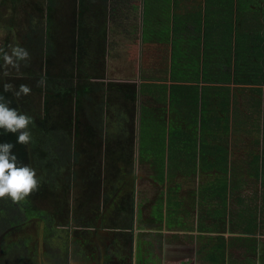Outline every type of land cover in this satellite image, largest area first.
I'll use <instances>...</instances> for the list:
<instances>
[{"label": "rangeland", "instance_id": "obj_1", "mask_svg": "<svg viewBox=\"0 0 264 264\" xmlns=\"http://www.w3.org/2000/svg\"><path fill=\"white\" fill-rule=\"evenodd\" d=\"M129 2L0 0V47L9 53V46L24 47L31 57L19 71L5 69L0 58V95L35 121L33 143L20 144L18 133L0 129V144L12 143L18 161L41 180L24 203L0 199V264H100L98 246L104 264H134L138 236L133 242L128 232L93 217L104 211L106 181L115 193L120 190L117 214L130 223L132 156L126 157L129 164L120 161L138 140L141 161L149 155L158 169L169 163L170 174L179 168L191 183L217 171L192 203L216 206L220 230L236 232L222 236L221 246L244 244L246 264H258L264 222V0H253L248 18L215 20L209 14L203 19L200 8L179 15L178 0ZM233 78L251 85L242 104L239 88L234 93L230 86ZM41 79L45 86H37ZM6 83L16 90L28 85L31 94L17 99L4 91ZM114 140L120 154L113 153ZM238 141H250L247 159L235 158L242 150ZM165 237L158 229L154 243L142 244L136 264H167ZM232 258L214 257L216 264H234Z\"/></svg>", "mask_w": 264, "mask_h": 264}, {"label": "crops", "instance_id": "obj_2", "mask_svg": "<svg viewBox=\"0 0 264 264\" xmlns=\"http://www.w3.org/2000/svg\"><path fill=\"white\" fill-rule=\"evenodd\" d=\"M187 2L190 4L189 7L185 6ZM129 3L132 4V0H130ZM195 4H197L196 7L194 6ZM253 5V0H178L177 13L182 16V14H184V12L188 9L200 8L203 19L207 14L210 15V19L212 20L226 19L228 17H232V19H245L248 18L246 14H250ZM101 8L102 7H100V9ZM240 8H242V12H240ZM131 9L137 13V10L132 7ZM230 14L232 15L230 16ZM137 15L139 17L138 13ZM137 27L139 31V25ZM137 35L138 32L137 34H132L131 36L134 38ZM118 36L120 38H124L122 34H117L116 37L118 38ZM111 39L112 37L110 36L109 40ZM98 43L100 46V41ZM116 66L120 67L121 65ZM230 86L233 88L234 93L235 89L239 88L240 97L238 99V104H242L243 101L241 97L245 95V89L251 86L250 83L235 81V78H233V81L230 82ZM235 105L236 104L233 99V109ZM111 131L115 134L118 132V130L114 129ZM105 137H107L106 134ZM116 137L117 136L110 135L108 139ZM74 142H76V136ZM116 142L118 141L114 140L112 142L115 149L117 147ZM139 142L140 140L136 142V146L134 144L135 148L133 147L132 151L126 153V155L122 152L121 159H123L124 155L125 160L120 161L123 165L129 164L126 157L129 158L130 155L132 156L134 169L129 172L130 177H127L129 179L128 185H130L133 192L130 223L125 225L124 223L126 222L123 221L122 216L120 218L117 214L119 205L116 200L122 196V194H120V190L118 194L115 193V185H110L106 181L104 182V187L101 190L106 202L104 206L105 208L102 214L94 215V221H106V223H109V225L107 223L106 226L113 227V229H115L118 233L121 231L128 232L131 236H133V242L138 236L140 242L136 244L134 243L133 248L134 264H136V261H138L140 257V255L138 257V252L141 254L140 250H145V246L141 247L142 244L144 245L148 242L150 244L154 243L152 237H154L158 229L163 231L164 236H167L163 240L162 243L164 245H162L161 248L165 254L167 253V256H164V258L167 257V264H216L214 257L217 255L221 257L224 256L227 261L232 255V263L246 264V258L242 255V252H244L245 249L244 244L231 246V243L227 242L225 247L221 246V243H225L223 239H221L222 236L226 238L236 232L233 233L220 230V220L216 214L217 207L208 206V204L205 203H192V196H194V198L195 196L199 198L198 196L201 195L202 184L205 182L206 185L210 176L216 177L218 174L217 171L212 169L208 170L204 174H201L200 177L195 180V183H191L179 168H176V170L170 174L168 171L169 163L164 167H159L160 169H158L157 166L153 164V157L150 159L149 155H147V158L144 161H141V153L139 148H137L140 147ZM236 143L242 150L237 153V157L235 158L237 160L246 158V151L244 148H247L250 145V141H238ZM118 152H120L119 149H116V152L113 151V153ZM110 153L111 150L106 153V161H108ZM182 158L183 157L180 153L179 159ZM259 158V171L264 174V138L260 141ZM180 162H182V160L178 161V163ZM134 163L136 167L134 166ZM245 173L246 172L244 171V174ZM107 175L111 176L110 172H107ZM115 180L116 182L119 181L121 185L120 179L116 177ZM245 184L246 183L244 182V186ZM198 191L199 194L196 195ZM189 193H192L193 195H190ZM169 199L175 201L174 204L169 205ZM79 203L83 206H89L78 201V204ZM261 208L262 214H264V203H262ZM95 234L96 233H94V235ZM258 235L259 241H257L256 244L260 255L255 262L258 264H264V222ZM100 247V257H103L104 260V250L102 246ZM147 251L148 254H152L151 258H156L155 250H150L148 248ZM226 264H228V262H226Z\"/></svg>", "mask_w": 264, "mask_h": 264}, {"label": "clouds", "instance_id": "obj_3", "mask_svg": "<svg viewBox=\"0 0 264 264\" xmlns=\"http://www.w3.org/2000/svg\"><path fill=\"white\" fill-rule=\"evenodd\" d=\"M9 47L10 53L0 47V58L4 61L3 67L19 71L21 62H24V66L27 67L31 59L29 51L20 46ZM3 75L7 76L9 72L5 70ZM45 84L44 79L37 82V86H45ZM3 87L5 92L12 91L17 99L30 95L32 91L30 86L25 84H21L18 90L10 83L4 84ZM10 105L11 100L0 95V129L6 133H18L17 142L20 144L27 146L33 143L31 128L35 126L34 119ZM13 148L12 143L0 144V199H9L13 203L21 204L39 191L41 180L34 168L18 161L17 156L12 152Z\"/></svg>", "mask_w": 264, "mask_h": 264}, {"label": "water", "instance_id": "obj_4", "mask_svg": "<svg viewBox=\"0 0 264 264\" xmlns=\"http://www.w3.org/2000/svg\"><path fill=\"white\" fill-rule=\"evenodd\" d=\"M41 240H42V238H41ZM0 255H1V250H0ZM100 264H103V257H101V263Z\"/></svg>", "mask_w": 264, "mask_h": 264}, {"label": "flooded vegetation", "instance_id": "obj_5", "mask_svg": "<svg viewBox=\"0 0 264 264\" xmlns=\"http://www.w3.org/2000/svg\"><path fill=\"white\" fill-rule=\"evenodd\" d=\"M42 228H43V226H42ZM98 247H100V246H98ZM101 248V247H100ZM100 263H101V257H100ZM103 263H104V260H103Z\"/></svg>", "mask_w": 264, "mask_h": 264}, {"label": "trees", "instance_id": "obj_6", "mask_svg": "<svg viewBox=\"0 0 264 264\" xmlns=\"http://www.w3.org/2000/svg\"><path fill=\"white\" fill-rule=\"evenodd\" d=\"M53 7V6H52ZM50 47V46H49Z\"/></svg>", "mask_w": 264, "mask_h": 264}]
</instances>
